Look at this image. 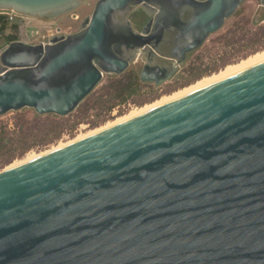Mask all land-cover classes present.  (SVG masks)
I'll return each instance as SVG.
<instances>
[{
  "label": "water",
  "instance_id": "1",
  "mask_svg": "<svg viewBox=\"0 0 264 264\" xmlns=\"http://www.w3.org/2000/svg\"><path fill=\"white\" fill-rule=\"evenodd\" d=\"M88 1L0 12L51 21ZM245 1L98 0L78 32L1 50L0 116L67 117L136 63L160 86ZM0 264H264V62L0 171Z\"/></svg>",
  "mask_w": 264,
  "mask_h": 264
},
{
  "label": "rangeland",
  "instance_id": "2",
  "mask_svg": "<svg viewBox=\"0 0 264 264\" xmlns=\"http://www.w3.org/2000/svg\"><path fill=\"white\" fill-rule=\"evenodd\" d=\"M97 1L89 0L76 10L51 21L19 15H13L11 20L6 12H0V52L9 45L7 37L11 35L17 37L16 41L39 44L48 43L58 29L62 34L78 32ZM24 20H27L26 24ZM262 62L264 8L260 0H246L219 31L189 55L175 76L160 86L142 82L138 93L127 94V99L122 101L115 92L111 96L107 94V89L118 80V76H105L97 89L67 117L40 116L29 108L0 116V171L126 121L131 115L132 118L139 116L146 109H153L150 107L158 101L159 107L166 103L164 101L174 99L175 95L177 100L191 87L197 86L192 89L194 91L189 89L193 93L211 85L209 81L213 83L220 76L223 80ZM141 66V63H136L124 74L135 72L139 75ZM198 86H201L200 89Z\"/></svg>",
  "mask_w": 264,
  "mask_h": 264
},
{
  "label": "trees",
  "instance_id": "3",
  "mask_svg": "<svg viewBox=\"0 0 264 264\" xmlns=\"http://www.w3.org/2000/svg\"><path fill=\"white\" fill-rule=\"evenodd\" d=\"M0 22H2V20H0ZM16 38L17 37L13 35L8 36L7 37L8 43L10 44L11 42L16 41ZM117 78L118 80L112 82L109 88L107 89L108 90L107 94L108 96H111L112 92L113 93L115 92L118 99L120 98L122 101L127 99V94L132 95L138 93L143 86V83L141 82L139 75L135 72H129L128 74H123L122 76H118Z\"/></svg>",
  "mask_w": 264,
  "mask_h": 264
},
{
  "label": "flooded vegetation",
  "instance_id": "4",
  "mask_svg": "<svg viewBox=\"0 0 264 264\" xmlns=\"http://www.w3.org/2000/svg\"><path fill=\"white\" fill-rule=\"evenodd\" d=\"M131 21L133 23V25L135 26V28L138 30V31H142L143 29L147 28L148 26L150 27H153L154 24L152 23V25H150V22L152 21L151 18H149L146 14H143V13H135V12H132L131 13ZM25 21V24H26V21L27 20H24ZM55 35V34H53ZM50 39V38H49ZM141 70H142V66H141V69H140V72H139V78H140V73H141Z\"/></svg>",
  "mask_w": 264,
  "mask_h": 264
},
{
  "label": "bare ground",
  "instance_id": "5",
  "mask_svg": "<svg viewBox=\"0 0 264 264\" xmlns=\"http://www.w3.org/2000/svg\"><path fill=\"white\" fill-rule=\"evenodd\" d=\"M254 63H255V62H254ZM247 64H248V63H247ZM252 64H253V63H252ZM256 64H257V63H256ZM256 64H255V65H256ZM258 64H259V63H258ZM247 66H248V65H247ZM244 67H245V66H244ZM242 68H243V67H242ZM242 68H241V69H242ZM237 70H239V69H237ZM237 70H236V71H237ZM232 72H233V71H232ZM234 72H235V71H234ZM229 74H230V73H229ZM226 76H227V74H226ZM223 77H224V76H223ZM221 78H222V77L220 76L219 78H216V79H215L216 81H214V82L212 81V82H213V83H216V82L220 81ZM223 79H224V78H223ZM213 80H214V79H213ZM209 82H210L209 84H213V83H211V81H209ZM207 84H208V83H206V85H207ZM209 84H208V85H209ZM200 85H202V84H200ZM204 85H205V83H204ZM206 85H205V86H206ZM194 87H197V86H194ZM194 87H191V88L193 89ZM198 87H199V89H200L201 86H198ZM202 87H204V86L202 85ZM189 89H190V88H189ZM189 89H188V93H189L190 90H192V89H190V90H189ZM195 90H196V89H195ZM192 91H194V90H192ZM183 93H184V94H183V97L186 96V94L188 95L187 92H186V93L183 92ZM190 93H191V91H190ZM178 95H179V94H178ZM180 95H181V93H180ZM173 97H174V99L167 100V101H164V102L167 103V102H171V101H173V100H176V99H175L176 95L173 96ZM173 97H172V98H173ZM177 97H178V96H177ZM170 98H171V97H170ZM178 98H179V97H178ZM181 98H182V96H181ZM166 99H167V98H166ZM166 99H165V100H166ZM168 99H169V98H168ZM164 102H163V103H164ZM160 103H161V102H160ZM166 103H165V104H166ZM157 104H159V101H158ZM157 104H155V106L152 105V107H150V108H153V109H154V108L158 107ZM147 110L149 111V109H146V112H147ZM151 110H152V109H151ZM144 112H145V111H144ZM133 115H135V114H133ZM131 116H132V115H131ZM131 116L129 117L130 119L133 117V116H132V117H131ZM136 116H137V115H136ZM124 118H125V117H124ZM126 118H128V117H126ZM126 118H125V119H126ZM129 118H128V119H129ZM128 119H127V120H128ZM120 122H122V121H120ZM120 122H119V123H120ZM123 122H124V120H123Z\"/></svg>",
  "mask_w": 264,
  "mask_h": 264
},
{
  "label": "built area",
  "instance_id": "6",
  "mask_svg": "<svg viewBox=\"0 0 264 264\" xmlns=\"http://www.w3.org/2000/svg\"><path fill=\"white\" fill-rule=\"evenodd\" d=\"M8 14V16L10 17L11 20H13L14 16L15 15L14 13H11V12H6Z\"/></svg>",
  "mask_w": 264,
  "mask_h": 264
}]
</instances>
